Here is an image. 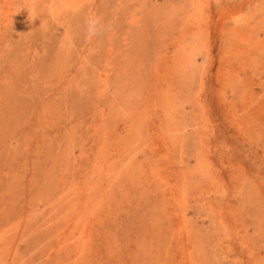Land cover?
Segmentation results:
<instances>
[{
	"label": "rangeland",
	"instance_id": "rangeland-1",
	"mask_svg": "<svg viewBox=\"0 0 264 264\" xmlns=\"http://www.w3.org/2000/svg\"><path fill=\"white\" fill-rule=\"evenodd\" d=\"M0 264H264V0H0Z\"/></svg>",
	"mask_w": 264,
	"mask_h": 264
}]
</instances>
